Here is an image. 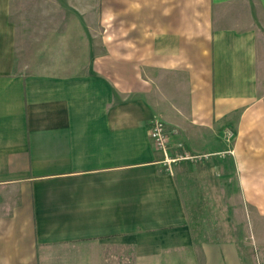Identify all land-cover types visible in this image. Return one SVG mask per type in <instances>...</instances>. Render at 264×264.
Segmentation results:
<instances>
[{
	"label": "crops",
	"instance_id": "1",
	"mask_svg": "<svg viewBox=\"0 0 264 264\" xmlns=\"http://www.w3.org/2000/svg\"><path fill=\"white\" fill-rule=\"evenodd\" d=\"M0 264H264V0H0Z\"/></svg>",
	"mask_w": 264,
	"mask_h": 264
},
{
	"label": "rangeland",
	"instance_id": "2",
	"mask_svg": "<svg viewBox=\"0 0 264 264\" xmlns=\"http://www.w3.org/2000/svg\"><path fill=\"white\" fill-rule=\"evenodd\" d=\"M169 156L174 157L175 155H169ZM200 161L201 159L193 161V162L196 164L197 162H200ZM184 162L185 161L180 162V163H174L171 166H169V168H172L173 166H176V165H181ZM200 164H203V163L201 162ZM204 171L206 172L205 169ZM201 181H204V178H202ZM204 182L200 184H203L205 186L206 185L209 186L210 184H215L214 192H211V193L209 192L210 199L214 202H212L209 199V197H204L203 193H201L202 191H199L201 194V197L197 198V200L200 202V201H207V199H209L211 203H214L216 208L213 210L206 209V208H201V209L195 208L198 212H201V215L203 216H200L196 212V210H193L195 214V216L192 217L194 220L193 226L196 232L199 234V233L210 231L211 236H215L218 239H225L226 237L229 236L230 234L229 232L231 231L238 238L240 237V240H243L245 236V229H244L245 210H244V207L239 205L241 202V198H240V193L238 192V189L234 193L232 192L233 187H234L233 184L229 185L228 183H224V181L222 180L217 181L214 177H211V176L208 179L206 178ZM229 188L231 189V191L229 190ZM197 193L198 192H196L194 196L197 197ZM235 199L237 200V203H234L233 200ZM195 201L196 199L192 201V204ZM211 213L213 215H211ZM205 214H208V215L206 216ZM248 242L251 243L250 240ZM252 248L254 249V247Z\"/></svg>",
	"mask_w": 264,
	"mask_h": 264
},
{
	"label": "built area",
	"instance_id": "3",
	"mask_svg": "<svg viewBox=\"0 0 264 264\" xmlns=\"http://www.w3.org/2000/svg\"><path fill=\"white\" fill-rule=\"evenodd\" d=\"M227 138H233V133L229 131L227 134ZM151 139L155 146V148L164 153L166 159L164 160V164L171 166L174 163L180 162H188V161H196L202 158V156L194 155L189 152L176 154L174 157L168 155V145L170 142V134L167 128V125L162 120H155L153 122V127L151 130Z\"/></svg>",
	"mask_w": 264,
	"mask_h": 264
}]
</instances>
